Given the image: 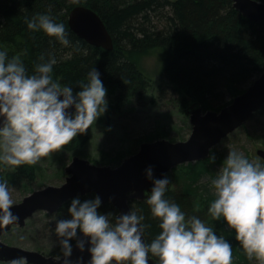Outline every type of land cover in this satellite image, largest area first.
I'll return each mask as SVG.
<instances>
[{
  "label": "trees",
  "instance_id": "16d2710c",
  "mask_svg": "<svg viewBox=\"0 0 264 264\" xmlns=\"http://www.w3.org/2000/svg\"><path fill=\"white\" fill-rule=\"evenodd\" d=\"M76 5L91 7L101 15L113 36V49L95 47L70 28L69 13ZM36 13H49L57 22L64 23L72 43L64 46L43 30L29 29L25 16L32 17ZM0 49H6L9 57L20 55L29 73L35 63L47 61L49 53L54 54L57 63L53 66V78L62 86L72 84L76 91L80 90L76 82L87 80L88 71L96 67L108 93L118 90L119 104L134 96L142 99L148 92L151 76L143 60L157 52L163 62L164 75L180 94V104L186 111L195 102H199L204 111H220L263 72L264 21L248 19L234 7L232 0H79L78 3L73 0H0ZM41 56L44 61L40 60ZM261 115H264V106L251 119ZM88 131L74 137L63 148L74 151L84 147L89 139ZM163 135L168 136L169 132L154 130L139 141H154L164 138ZM213 149L207 159L173 168L168 174L173 179L166 196L179 203L189 215L196 214L207 220L218 234L231 241L232 264H261L255 257L248 258L235 238V231L223 218L213 220L208 215L210 201L214 198L210 182L217 174L216 164L222 165L225 159L223 154L213 153ZM79 154L83 152L80 150ZM127 155L125 150H119L113 160L120 164ZM36 168L24 164L6 169L0 172V179L7 180L9 186H29L35 179ZM95 196L88 193L80 198ZM70 202H65L58 212L45 213L57 218L67 217ZM130 204L142 210L145 223L151 225L145 232L151 241L160 231L158 219L151 216L145 201L131 200ZM99 210L118 214V209L110 202L102 203ZM71 243L74 245L76 240L73 238ZM50 255H61L59 242L51 248Z\"/></svg>",
  "mask_w": 264,
  "mask_h": 264
},
{
  "label": "clouds",
  "instance_id": "9594fccd",
  "mask_svg": "<svg viewBox=\"0 0 264 264\" xmlns=\"http://www.w3.org/2000/svg\"><path fill=\"white\" fill-rule=\"evenodd\" d=\"M25 23L64 46L72 43L66 25L49 13L25 16ZM56 63V56L49 53L47 61L35 63L29 73L20 55L9 57L6 49H0V164L13 168L35 165L86 133L106 113L108 89L101 72L91 68L87 80L76 82L80 88L76 91L72 84L62 86L53 78ZM145 172L153 181L150 191L145 190V202L160 229L151 241L145 236L151 225L145 223L142 210L132 207L122 214L102 212L99 194L84 200L75 196L68 206L70 215L55 222L61 247V255L55 259L62 264H84L82 257L75 262L71 259L74 238L81 251L87 246L91 253L87 264H149L150 258L155 264H232L231 241L207 220L189 215L166 196L171 182L168 175L155 177L152 165ZM210 186L214 198L208 207L209 217L223 218L248 258L264 264V163L230 148ZM15 203L8 181L0 179V228L19 220L12 211ZM196 207L198 210L199 205ZM11 264H25V260L18 257Z\"/></svg>",
  "mask_w": 264,
  "mask_h": 264
},
{
  "label": "water",
  "instance_id": "95a60500",
  "mask_svg": "<svg viewBox=\"0 0 264 264\" xmlns=\"http://www.w3.org/2000/svg\"><path fill=\"white\" fill-rule=\"evenodd\" d=\"M232 1L234 7L248 19L255 22L264 21V1ZM69 25L80 38L91 45L113 49L112 35L101 15L93 8L85 5L72 8L69 13ZM263 105L264 67L259 77L220 111L203 112L199 103L192 104L188 113L193 129L185 140L170 141L161 138L145 141L136 153L126 157L117 167L98 165L89 159L74 155L65 167L66 181L63 184L34 190L12 206V211L18 215L19 220L0 228V260L12 262L15 258L23 257L29 264H62V261L55 259V255L11 245L2 237L14 226L24 227L35 213L46 211L53 214L68 200L88 193L99 194L102 203H112L118 209V214L129 212L132 208L130 201H145V190L150 191L153 186V181L147 178L145 172L149 165L154 168V176L162 178L180 164L207 158L214 146L245 121L250 120L254 111ZM2 121L3 118L0 117V123ZM258 153L264 156L263 149L258 150ZM81 237L83 238L82 233ZM81 257L84 264H87L91 253L87 251V246L81 251L75 243L71 259L75 262ZM149 264H155V261L150 258Z\"/></svg>",
  "mask_w": 264,
  "mask_h": 264
},
{
  "label": "rangeland",
  "instance_id": "374dc122",
  "mask_svg": "<svg viewBox=\"0 0 264 264\" xmlns=\"http://www.w3.org/2000/svg\"><path fill=\"white\" fill-rule=\"evenodd\" d=\"M143 65L151 76V85L144 97L141 99L134 96L119 104L118 90L111 94L107 93L108 109L89 128L87 144L74 151L62 148L43 157L35 164L37 167L35 179L29 186H9L16 203L34 190L64 183L65 167L74 155L89 159L98 165L117 167L120 164L113 160L116 152L125 150L127 157L136 153L142 144L140 138L154 130L169 132L168 136L163 137L174 139L173 141L185 140L190 136L193 125L186 107L183 108L180 104V94L173 89L164 75L160 55L156 52L147 58L144 57ZM249 136L251 138H248ZM214 148L213 153L223 154L224 158L227 157L230 148H234L242 151L250 160L261 162L264 159L257 151L260 148L264 149V115L248 120ZM80 150L83 154H79ZM216 167L218 172L221 164H216ZM14 168L0 164V172ZM55 216L37 212L28 219L24 227L15 226L8 231L3 240L11 245L50 255L51 248L59 242L55 233L57 219ZM0 264H11V261L0 260ZM25 264L29 263L25 261Z\"/></svg>",
  "mask_w": 264,
  "mask_h": 264
},
{
  "label": "bare ground",
  "instance_id": "6f19581e",
  "mask_svg": "<svg viewBox=\"0 0 264 264\" xmlns=\"http://www.w3.org/2000/svg\"><path fill=\"white\" fill-rule=\"evenodd\" d=\"M76 6H77V5H76ZM110 34H111V33H110ZM112 38H113V36H112ZM113 44H114V40H113ZM93 46H94V45H93ZM95 47H96V46H95ZM257 78H258V77H257ZM257 78H256V79H257ZM252 83H253V82H252ZM241 94H242V93H241ZM239 95H240V94H239ZM195 103H199V102H195ZM192 104H194V103H192ZM192 104H191V105H192ZM199 104H200V103H199ZM191 105H190V106H191ZM200 105H201V104H200ZM190 106H189V107H190ZM263 106H264V105H263ZM263 106H262L261 108H263ZM189 107H188V108H189ZM201 107H202V105H201ZM261 108H260V109H261ZM260 109L254 111V113H253L252 116H254V114H255L257 111H259ZM202 110H203V112H207V111H204L203 107H202ZM208 111H209V110H208ZM214 111H217V110H214ZM187 112H188V109H187ZM188 114H189V113H188ZM189 117H190V114H189ZM190 122H191V121H190ZM246 122H248V121H245L241 126H239L238 128H236L233 132H235L237 129H239L240 127H242ZM233 132H232V133H233ZM230 134H231V133H230ZM230 134H229V135H230ZM160 139H161V138H160ZM165 139H167V138H165ZM157 140H158V139H157ZM168 140H170V139H168ZM154 141H155V140H154ZM170 141H172V140H170ZM218 144H219V143H218ZM218 144H217V145H218ZM214 147H215V146H214ZM214 147H213V148H214ZM213 148H212V149H213ZM212 149H211V152H212ZM260 149H263V148H260ZM260 149H258V150H260ZM263 150H264V149H263ZM257 152H258V151H257ZM210 155H211V153H210ZM210 155H209L207 158H209ZM258 155L261 156V157L264 159V156H262V155L259 154V153H258ZM207 158H205V159H207ZM202 160H203V159H202ZM199 161H200V160H199ZM195 162H196V161H195ZM188 163H190V162H188ZM183 164H184V163H183ZM180 165H181V164H180ZM178 166H179V165H178ZM176 167H177V166H176ZM174 168H175V167H174ZM172 170H173V169H172ZM172 170H171V171H172ZM171 171H170V172H171ZM168 174H169V173H167V175H168ZM65 181H66V178H65ZM65 181H64V182H65ZM62 184H63V183H62ZM170 185H171V182H170ZM170 185H169V186H170ZM169 186H168V187H169ZM70 200H71V199H70ZM68 201H69V200H68Z\"/></svg>",
  "mask_w": 264,
  "mask_h": 264
},
{
  "label": "flooded vegetation",
  "instance_id": "af4514ba",
  "mask_svg": "<svg viewBox=\"0 0 264 264\" xmlns=\"http://www.w3.org/2000/svg\"><path fill=\"white\" fill-rule=\"evenodd\" d=\"M5 262H8V261H5Z\"/></svg>",
  "mask_w": 264,
  "mask_h": 264
}]
</instances>
